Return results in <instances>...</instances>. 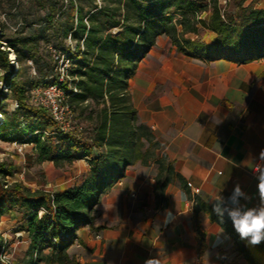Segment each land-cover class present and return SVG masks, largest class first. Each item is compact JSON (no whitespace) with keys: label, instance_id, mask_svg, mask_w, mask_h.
I'll return each instance as SVG.
<instances>
[{"label":"trees","instance_id":"1","mask_svg":"<svg viewBox=\"0 0 264 264\" xmlns=\"http://www.w3.org/2000/svg\"><path fill=\"white\" fill-rule=\"evenodd\" d=\"M36 1L46 14L29 24L28 34L7 39L0 26V82L8 89L0 90V138L34 144L40 162L85 159L90 168L81 183L51 191L34 189L23 181L12 182L9 177L15 175L16 165L0 160V224L14 210L23 211L16 231L27 233L30 244L26 257L10 264H82L70 249L77 242L83 243L81 229L94 226V211L102 195L125 176L129 165L140 160L147 163L150 147L159 144L151 128L139 123L127 94L137 63L163 35L179 45L178 53L208 60L262 59L264 7L245 4L246 0L225 5L219 0H89L86 9L81 0H69L57 9L52 0ZM204 12H209L208 19L201 17ZM200 27L213 33L211 42L186 39L183 47L180 39L187 33H198ZM41 41L65 53L63 61L69 66L61 67L66 74L62 87L75 116L86 114L94 122L90 136H84L83 131L60 130L50 112L33 101L36 87L56 83L61 75V68L54 71L56 66L41 53ZM8 47L18 62L32 59L37 64L36 76L25 77L21 68L11 64ZM8 99L15 103L12 111L6 108ZM146 143L148 148L143 150ZM158 163L159 189L172 180L182 181L165 157ZM194 201L223 227L249 264H264L262 244L250 245L233 224L225 218L221 222L209 204L198 197ZM197 233L202 255L205 232L197 226ZM4 244L0 232V251Z\"/></svg>","mask_w":264,"mask_h":264},{"label":"crops","instance_id":"2","mask_svg":"<svg viewBox=\"0 0 264 264\" xmlns=\"http://www.w3.org/2000/svg\"><path fill=\"white\" fill-rule=\"evenodd\" d=\"M127 94L139 123L149 126L159 143L160 158L171 162L183 179L159 189L160 158L129 165L102 195L94 226L80 230L83 243L73 245L71 254L82 264H145L148 259L159 264H249L194 198L222 208L221 197L239 183L249 196L241 203L259 205L264 58L208 60L178 53L175 46H154L137 63ZM78 161L90 167L88 160ZM188 182L200 193L194 195ZM197 226L205 232L202 255Z\"/></svg>","mask_w":264,"mask_h":264},{"label":"rangeland","instance_id":"3","mask_svg":"<svg viewBox=\"0 0 264 264\" xmlns=\"http://www.w3.org/2000/svg\"><path fill=\"white\" fill-rule=\"evenodd\" d=\"M57 2V9H60L61 5L64 6L68 4L69 0H52ZM233 0H219V2L225 5L227 2ZM82 4L86 9L89 8V0H81ZM250 2L255 3L257 7H264V0H246L245 4ZM46 11L41 9L36 0H0V26L4 28L7 39L13 38L16 35H25L30 31L29 24L31 22H38L44 18ZM177 18H180L176 14ZM202 18L208 19L209 12H204L201 14ZM27 21V22H26ZM26 23V25H25ZM35 28H39L38 25H35ZM47 31V33H49ZM213 37V33L210 30H206L200 27L199 32L187 33L185 34L180 42L182 46H186L184 40L188 39L190 41H199L203 43H210ZM54 38V36H53ZM70 42V39H68ZM40 51L42 54H45V58L49 59L53 65L56 66L54 71L57 68L64 66H69L68 61H63L65 53L60 52L54 46H47L44 41L40 42ZM156 46H175L178 50L177 44H174L167 36L163 35L157 39ZM16 53L9 51L10 62L17 69L21 68L23 75L25 77L36 76L35 71H37V64L30 59L28 62H18L16 58ZM58 57H60L58 59ZM24 61V60H23ZM57 61L58 63L56 64ZM38 72V71H37ZM0 70V74H1ZM38 74V73H37ZM52 77V75H50ZM7 91L5 85L0 82V90ZM1 97V94H0ZM6 108L9 111H12L15 108V103L12 99H8L6 102ZM0 118L3 116L0 114ZM74 125H80L83 127V135L88 137L94 126V122L87 117L85 114L81 118L75 116ZM81 131V132H82ZM155 141V139H154ZM148 148V143L142 147L143 150ZM161 156V149L159 144H155L150 147L148 153V161H153ZM0 160H6L9 163L16 165L17 171L15 175L9 179L14 181H23L27 186H30L34 189H46L54 191L59 187H67L68 185L72 186L74 184L81 183L82 180L86 177L89 171V165L87 162L75 161L73 163L65 162L61 164H56L54 162H40L38 160L37 151L34 144H28L25 142H7L3 141L0 138ZM21 210H14V215L12 213L9 216L5 217L3 220L9 218V220L0 227L5 231L6 236L4 240H7L9 243V255L12 262L18 261L20 258L26 257L28 252L27 245L30 244L29 238L27 239L26 234L23 232L16 231L18 224L21 222L22 216ZM26 238V239H25ZM25 239V240H24ZM24 240V242H23ZM263 245V244H262ZM40 264H46L44 262Z\"/></svg>","mask_w":264,"mask_h":264},{"label":"clouds","instance_id":"4","mask_svg":"<svg viewBox=\"0 0 264 264\" xmlns=\"http://www.w3.org/2000/svg\"><path fill=\"white\" fill-rule=\"evenodd\" d=\"M260 158L264 159V150L261 151ZM258 180L260 197L258 206L246 207L245 204L241 203L242 200H249V196L237 183L228 197H221L222 208L214 209L221 222L227 216L240 238L247 240L253 246L264 242V171L260 172ZM145 264H159V262L155 259H148Z\"/></svg>","mask_w":264,"mask_h":264},{"label":"built area","instance_id":"5","mask_svg":"<svg viewBox=\"0 0 264 264\" xmlns=\"http://www.w3.org/2000/svg\"><path fill=\"white\" fill-rule=\"evenodd\" d=\"M2 48H4V46ZM8 49L13 52V49L9 47ZM11 59L13 61V58ZM60 74L58 82L36 87L33 90V101L50 112L60 130L64 132L82 131V126H75L73 123L75 121V114L67 102V92L62 87V82L66 76L64 68L60 69ZM187 185L192 189L194 195L200 193L201 189L195 186L192 182H188ZM8 249L9 243L5 240V244L0 251L1 264H10L12 262Z\"/></svg>","mask_w":264,"mask_h":264}]
</instances>
